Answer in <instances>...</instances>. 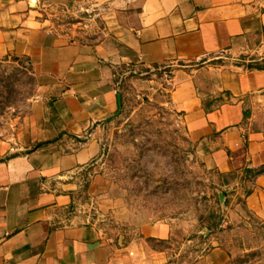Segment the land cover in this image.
Segmentation results:
<instances>
[{
  "label": "crops",
  "instance_id": "0c3cea01",
  "mask_svg": "<svg viewBox=\"0 0 264 264\" xmlns=\"http://www.w3.org/2000/svg\"><path fill=\"white\" fill-rule=\"evenodd\" d=\"M44 4L91 9L103 29L75 39L45 17ZM263 50L264 0H0V58L24 61L38 85L26 112L0 129V264H180L170 247L185 230L138 222L98 175L82 195L117 237L106 220L75 212L100 133L119 116L122 79L140 94L171 75L169 104L188 141L236 193L247 189L244 208L264 226V173L252 176L264 168L255 111L264 70L232 62L260 60ZM204 243L184 264H233L229 247Z\"/></svg>",
  "mask_w": 264,
  "mask_h": 264
},
{
  "label": "rangeland",
  "instance_id": "374dc122",
  "mask_svg": "<svg viewBox=\"0 0 264 264\" xmlns=\"http://www.w3.org/2000/svg\"><path fill=\"white\" fill-rule=\"evenodd\" d=\"M79 6L61 9L59 4H44V15L55 26L70 30L75 39H95L103 29L99 13ZM260 54V60L254 54L240 55L232 62L248 69L264 67V50ZM246 60L255 63L245 64ZM170 76L163 81L155 79L140 94L132 91L128 79L121 80L125 96L119 116L100 133L101 153L86 173V181L93 174L102 177L108 193L121 198L138 222L166 221L182 227L183 241L170 247L180 264L191 262L199 249L208 246L201 236L208 231L211 238L237 254L236 259L254 253L247 264H264V226L243 207L247 189L236 193L205 166L169 104ZM37 86L24 61L0 58V129L26 112L37 95ZM255 111L264 119V104ZM87 203L79 204L75 212L86 216ZM100 220H106L109 234L117 237V226L109 219ZM89 221L96 219L92 215ZM244 250L251 251L240 254Z\"/></svg>",
  "mask_w": 264,
  "mask_h": 264
},
{
  "label": "trees",
  "instance_id": "16d2710c",
  "mask_svg": "<svg viewBox=\"0 0 264 264\" xmlns=\"http://www.w3.org/2000/svg\"><path fill=\"white\" fill-rule=\"evenodd\" d=\"M251 63H255V61L254 62H251ZM257 66V65H256ZM254 69H256V70H264V67H254ZM40 146H42V144L41 145H36L34 148H39ZM89 171V169L87 168L86 170H85V172H84V175H82V184H81V186H80V189H79V194H78V202L80 203V204H83V203H85V202H88V199H87V197L86 196H83L82 195V193L86 190V188H87V184H88V182L86 181V173ZM261 173H264V168H261V169H258V170H256V171H254V172H252V176H256V175H259V174H261ZM243 207H244V202H243ZM75 209V205H72L70 208H69V211L71 212V211H73ZM210 234H211V232L210 231H208V234H202L201 236H202V238L203 239H206V238H209L210 237ZM218 240V239H217ZM221 244H222V242L220 241V240H218ZM223 245V244H222ZM199 251H200V249H199ZM198 251V252H199ZM254 256V253H247L246 255H244V257H243V259H236L235 258V260H234V262H233V264H247V262H248V260L249 259H251L252 257ZM245 259V260H244Z\"/></svg>",
  "mask_w": 264,
  "mask_h": 264
},
{
  "label": "built area",
  "instance_id": "2783aa9c",
  "mask_svg": "<svg viewBox=\"0 0 264 264\" xmlns=\"http://www.w3.org/2000/svg\"><path fill=\"white\" fill-rule=\"evenodd\" d=\"M85 207L88 208V212H87V214H86V221H89L90 216H92V215H93V217L96 219V221H98V220L101 218V216H99V215L97 214V212L95 211V208H94V206H93V204H92L91 202H88V203L85 205ZM90 212L92 213L91 215H90ZM89 222H90V221H89ZM91 222H93V221H91Z\"/></svg>",
  "mask_w": 264,
  "mask_h": 264
},
{
  "label": "water",
  "instance_id": "95a60500",
  "mask_svg": "<svg viewBox=\"0 0 264 264\" xmlns=\"http://www.w3.org/2000/svg\"><path fill=\"white\" fill-rule=\"evenodd\" d=\"M219 197H220V200L223 198V196H222V195H220Z\"/></svg>",
  "mask_w": 264,
  "mask_h": 264
}]
</instances>
